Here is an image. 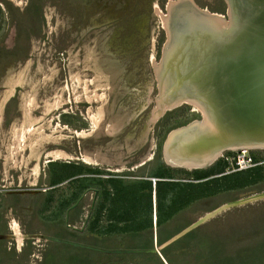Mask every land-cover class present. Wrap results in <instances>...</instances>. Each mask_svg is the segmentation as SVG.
I'll return each mask as SVG.
<instances>
[{"label":"rangeland","instance_id":"obj_1","mask_svg":"<svg viewBox=\"0 0 264 264\" xmlns=\"http://www.w3.org/2000/svg\"><path fill=\"white\" fill-rule=\"evenodd\" d=\"M180 2L189 7H177L174 19ZM234 12L227 0H0V264H165L153 253L107 254L35 238L135 247L151 232L154 244L169 242V264H264V197L254 198L264 192V147H226L197 169L168 163L164 149L174 130L193 123L210 134L228 121L215 106L223 92L233 96L240 74L216 75L215 67L237 50L234 42L226 50L214 40L182 44L180 30L190 22L235 26ZM171 49L184 60L170 63L175 71L166 62ZM200 91L215 105L198 99ZM240 149L259 169L234 171ZM205 173L213 174L197 179ZM159 181L178 182L173 198L158 197ZM88 186L101 189L88 221L100 213L95 232L88 224L79 230L91 190L67 219ZM150 216L154 230L134 235ZM115 231L125 236L103 240Z\"/></svg>","mask_w":264,"mask_h":264},{"label":"water","instance_id":"obj_2","mask_svg":"<svg viewBox=\"0 0 264 264\" xmlns=\"http://www.w3.org/2000/svg\"><path fill=\"white\" fill-rule=\"evenodd\" d=\"M235 4L236 6H234L235 12L233 21L236 22V25L234 26V24H232L224 30L223 35L227 37V41L222 42H228L226 44V48L229 47L232 42H234L233 47L236 46L237 50L231 54L230 58H228L226 55L224 56L225 62L223 61L220 65L224 66L219 73L216 69V75L222 74L225 76L228 69L230 70H228L229 72L238 71L240 75H238L236 78H233V81H235V87L232 90L233 96L231 94L230 96H227L223 92V96H220L219 99L220 102L223 99V103L219 106H215L216 109L220 107L219 111L229 114L228 121L224 122L223 125L220 126L221 130L219 132L221 133L218 135V140L220 141V138L222 139V137H226V139L235 142L251 140L264 141V0H237V3ZM176 13L179 14L178 8H175V16ZM212 23L213 22L211 21V25L204 24L205 28L201 26L199 29L197 28L198 26L194 25V22H190L188 26H186V24L183 25L182 30H180L181 43L184 44L187 40H189V42H196L198 38V42L201 41L202 44H209V38L212 40H214V38L212 34L209 35L208 30L211 29L218 31V28L215 27L214 23ZM205 30H207V32ZM198 32H201L202 34L199 33L200 35H198ZM216 75L215 78H217ZM228 99L229 103L227 104L226 101ZM208 109L210 108L208 107ZM238 124L240 127H237ZM208 135L209 132H207L205 127L200 128L196 125H193V123L183 128L174 130L169 134V137L165 142V153L167 150L170 155H175V157H179V159L183 160L186 159V156L188 155L184 154L180 156L182 151L189 150L195 152V150H208L215 142V140L211 141V139H208ZM190 139H194L191 146H186L183 144V142ZM93 191L95 192V196L92 209L95 206L96 198L99 193L98 189H93ZM258 197H264V192L260 195L254 196L255 199ZM252 198L243 200L246 202L250 201ZM77 205L78 203L74 204L67 210V219L69 218L70 211L77 207ZM91 214L92 211H89L84 221L83 227L80 229L81 231L86 228ZM198 225H200V222L198 223L197 221L194 223V226L191 229L197 227ZM70 227L73 229H78L74 226ZM35 238H42L50 242L61 243L107 254L158 252L157 248L105 249L78 241L43 235L35 236Z\"/></svg>","mask_w":264,"mask_h":264},{"label":"bare ground","instance_id":"obj_3","mask_svg":"<svg viewBox=\"0 0 264 264\" xmlns=\"http://www.w3.org/2000/svg\"><path fill=\"white\" fill-rule=\"evenodd\" d=\"M233 6H235L234 2H233ZM184 83L185 82H183V84ZM179 87H183V86L180 85ZM191 94H193V93H191ZM182 95H186V94H182ZM179 98H182V97H179ZM179 98H174V100H177ZM213 111L214 110L211 109V112H213ZM220 130H221L220 125L216 123V125H214V132H213L214 134L210 133L208 135L209 136V137H207L208 139H211V141L215 140V142L211 145L212 147L210 149H208V150L205 149V150H201V151L195 150V152H192L189 150L182 151L180 156L184 155V154L188 155V156H186V159H183V160L179 159V157H175V155L174 156L172 154L170 155L168 153V151L166 150L165 156H166L167 162L171 163L172 165H179V166H185V167H188L191 169H197V168L207 167V166L211 165L214 162V159H216V157H218L219 154L221 155V153H218V151L223 150V149H224V151L228 150V149H225L226 147L229 148L231 146L241 145V144L242 145H248L251 147H264V141L251 140V141H237V142H235V141H230V140L226 139V137H222V139L220 138V141H219L218 135L221 133V132H219ZM187 151H189V152H187ZM190 155H192V156H190ZM246 202H249V201H246ZM246 202L244 200H239L236 202L227 203V204L223 205V207L217 209L216 211H213V212L201 217L198 220V223L199 222H200V224L206 223L210 218L219 214V212H221L225 209H230V208L235 207V206L244 205ZM193 226H194V224L191 225L190 227H188V229H191Z\"/></svg>","mask_w":264,"mask_h":264},{"label":"flooded vegetation","instance_id":"obj_4","mask_svg":"<svg viewBox=\"0 0 264 264\" xmlns=\"http://www.w3.org/2000/svg\"><path fill=\"white\" fill-rule=\"evenodd\" d=\"M228 2H229V5H230V8L232 7L233 8V10H234V6H233V2H235V3H237V0H227ZM239 1V0H238ZM234 3V5L236 6V4ZM177 7H179V8H183V9H185L186 7L188 8L189 6L187 5V3H181L180 2V4L178 3V4H175V5H173L172 6V10H171V13L173 14V17L172 18H174V19H178V18H176L178 15H180L181 13H179V14H177L176 16L174 15V13H175V8H177ZM175 21L176 20H174V23H175ZM215 23V22H214ZM221 23V22H220ZM216 24V23H215ZM216 25H218V24H216ZM215 25V27L216 28H218V31H214V32H216V33H214V34H212L213 35V38H214V41H215V43H216V45L217 46H219V47H222V48H226V44L228 43H223L222 41H227V37L226 36H224L223 35V32H224V30L229 26V24L228 25H226V23L225 22H223V24L222 25H218V26H216ZM172 26H173V28H175L176 26L172 23ZM210 39V42L209 43H211L212 42V39L211 38H209ZM168 53V51L166 52V54ZM168 56L166 57V62L167 63H169V69L168 70H170V71H175L174 69H173V67L171 66L170 67V63H173V62H176V64H179V63H181L182 61L181 60H183V59H180V57H181V55L179 56V54H177V51L176 50H174V49H171L170 51H169V53L167 54ZM189 60H192V59H190L189 58ZM184 61V60H183ZM192 62V61H191ZM225 62V61H224ZM224 66V65H223ZM223 66H219V67H215V69H217V72L219 71L220 72V70H222V68H223ZM226 66H227V64H226ZM192 69H194V67L193 66H191L190 68H189V70L188 71H186V74H188V73H190V71L192 70ZM229 70V69H228ZM226 71V73H229V71ZM218 72V73H219ZM175 73V77L177 78V76H176V74H177V71L176 72H174ZM178 75V74H177ZM211 76H213V75H211ZM178 81V80H177ZM184 81V80H183ZM182 83V82H181ZM181 83L179 84V86L181 85ZM190 83V82H189ZM188 83V84H189ZM199 85H204L203 83H200ZM198 85V87L197 88H199V89H201V88H203V87H200ZM213 89V88H212ZM209 91H207V92H202V91H200V93H197V96L195 95V94H191V95H189V96H196V97H198V99H201L202 101H204V102H206V103H212V105H215V103H214V101L212 100H209V96H210V94L211 93H208ZM188 104H190V103H188ZM86 178H89V176H85ZM87 180H89V179H87ZM57 185L58 184H54V185H52V186H50V188L48 189V190H52V189H55L56 187H57ZM93 189H98L99 190V193H98V196H97V198H96V203H95V206H94V208L92 209V204H93V200H94V197H93V200H92V202H91V206H90V210L89 211H92V214L94 213V210H95V208H96V206H98V202H99V198H100V191H101V189L100 188H95V187H91V186H88L86 189H85V191H83V194L79 197V199H78V201L77 202H75L74 204H76V203H78V205H77V207L79 206V204H80V201L81 200H83L84 198H85V196L86 195H88L87 193L89 192V190H91L92 192H93V194H94V196H95V192L93 191ZM16 194H18V195H22V194H34V192H17ZM73 204V205H74ZM73 205H71V206H73ZM70 206V207H71ZM69 207V208H70ZM77 207H75V208H73L72 210H75ZM68 208V209H69ZM67 209V210H68ZM71 210V211H72ZM92 214H91V216H92ZM70 226V225H69ZM80 230V229H79Z\"/></svg>","mask_w":264,"mask_h":264},{"label":"crops","instance_id":"obj_5","mask_svg":"<svg viewBox=\"0 0 264 264\" xmlns=\"http://www.w3.org/2000/svg\"><path fill=\"white\" fill-rule=\"evenodd\" d=\"M206 214H208V213H206ZM154 217L156 218V213H155ZM88 225L90 227V225H92V224L89 222ZM149 228L151 230H154L152 220L150 221V223L146 227L136 230L133 234L142 236V233H147V231H145V230H147ZM150 234H151L150 241H148V243H146V241L144 243V241L138 240L139 245H137L135 247L134 246L133 247L123 246V245L118 244V245H114V247H104V248L105 249H147V248L149 249V248H157L158 252L153 253V255L157 256L158 260H162L165 264H169L163 255V250L167 249L166 247L168 246L169 242L167 241V242H165V244H159V243L154 244V242H153V236L154 235L152 236L153 232H151ZM122 236H125V234H122V232H120V231H118V232L115 231V232H111L110 234H105L102 238H105L103 240H111V239H114L115 237L121 238ZM101 248H103V247H101ZM141 260H143V259H141Z\"/></svg>","mask_w":264,"mask_h":264},{"label":"trees","instance_id":"obj_6","mask_svg":"<svg viewBox=\"0 0 264 264\" xmlns=\"http://www.w3.org/2000/svg\"><path fill=\"white\" fill-rule=\"evenodd\" d=\"M257 169H259V165L258 166H256V167H253V168H251L250 170L248 169V171H253V170H257ZM218 171L220 172V173H223L224 172V167L222 166V168L221 167H219L218 168ZM241 171H239V173H240ZM211 174H213V173H205V174H203V175H198V178L197 179H201V178H203V177H208L209 175H211ZM230 175H232V174H229V175H227V176H230ZM156 176L157 177H164L165 176V174H164V172H160V173H156ZM227 178H230V177H227ZM90 180V179H89ZM113 181V180H112ZM119 182V181H118ZM54 184H59V183H54ZM53 184V185H54ZM159 184L161 185L160 186V188H159V190H158V197H160V199L162 198V197H167V194H170L171 195V198H173V196H174V187L175 186H177L178 185V182H168V181H159ZM91 186H94L95 184H90ZM104 186V185H103ZM148 188H149V194H148V197H149V201H150V203H151V196H152V183H151V181H149V183H148ZM103 188V187H102ZM166 188V189H165ZM168 188H170V189H168ZM104 189H105V187H104ZM130 191L131 192H135L134 191V188H131L130 189ZM172 192H173V194H172ZM136 193V192H135ZM165 193H167V194H165ZM76 196V195H75ZM74 196V197H75ZM150 206H151V204H150ZM66 207V203H64L63 204V208H65ZM150 214H151V209H150ZM169 216V215H168ZM167 216V217H168ZM98 217H100V213H98L97 215H96V219H94L95 221V223L98 221ZM162 220H163V218H158V220L157 221H159V222H162ZM150 221H151V216H150ZM94 222H92L91 224L92 225H90V228H91V230H92V232H95L96 231V227L94 226ZM100 233H102V232H105V231H99Z\"/></svg>","mask_w":264,"mask_h":264},{"label":"built area","instance_id":"obj_7","mask_svg":"<svg viewBox=\"0 0 264 264\" xmlns=\"http://www.w3.org/2000/svg\"><path fill=\"white\" fill-rule=\"evenodd\" d=\"M234 160V171H244L251 169L259 164V162L250 155L249 149H240L237 157Z\"/></svg>","mask_w":264,"mask_h":264}]
</instances>
